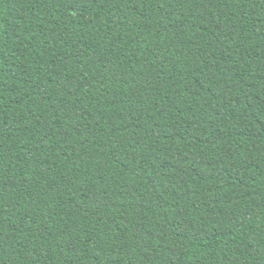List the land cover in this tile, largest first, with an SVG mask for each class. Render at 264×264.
<instances>
[{
	"label": "trees",
	"instance_id": "obj_1",
	"mask_svg": "<svg viewBox=\"0 0 264 264\" xmlns=\"http://www.w3.org/2000/svg\"><path fill=\"white\" fill-rule=\"evenodd\" d=\"M0 264H264V0H0Z\"/></svg>",
	"mask_w": 264,
	"mask_h": 264
}]
</instances>
